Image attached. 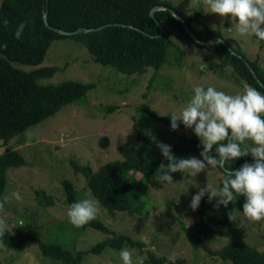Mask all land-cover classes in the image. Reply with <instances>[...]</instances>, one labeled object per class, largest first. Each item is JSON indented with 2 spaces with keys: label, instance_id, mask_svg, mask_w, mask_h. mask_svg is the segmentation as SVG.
Here are the masks:
<instances>
[{
  "label": "rangeland",
  "instance_id": "obj_1",
  "mask_svg": "<svg viewBox=\"0 0 264 264\" xmlns=\"http://www.w3.org/2000/svg\"><path fill=\"white\" fill-rule=\"evenodd\" d=\"M161 1L176 6L181 0ZM188 14L193 18L192 29L198 30L205 25L218 30L228 46L240 51L246 60L257 59L260 64L264 63V49H259L254 36L237 34L227 16L209 12L204 0H190ZM165 33L174 45L168 49L165 64L152 82L153 70L142 76L125 75L110 66L96 63L86 47L71 38L53 41L38 67L12 64L23 71L56 68L53 76L37 81L41 86L67 81L94 85L84 97L62 107L52 117L24 133L15 135L6 145L0 140V154L7 147L14 149L27 164L9 169L7 187L1 196L19 190L23 197L20 201L11 200L0 209V217L7 222V230L12 236L18 232L32 233L42 242L58 244L72 252L87 250L110 237L91 227H76L69 223L62 181L69 180L74 185L79 200L95 199L85 178L75 172L71 161L80 166L88 165L95 171L106 163L120 160L119 148L125 143L137 147L148 161L162 160L164 157L158 149L146 140H138L139 131L147 139L170 144L176 143L181 135L190 137L192 131L179 133L171 130L163 122L148 117L139 109L141 106L149 107L157 116L179 114L197 84L205 88L212 86L228 94L243 91L247 83L235 73L223 54L182 41L169 27ZM202 63L207 66L205 70L200 68ZM160 171L151 178L140 174L130 176L136 188V203H143L141 215L127 212L110 215L97 203L96 217L116 234H124L143 244L142 248L122 246L129 248L133 257H142L143 264H154L149 261L150 254L167 260L170 256L182 258L187 264H230L206 251L194 250L185 232V227H190L197 219L189 207L192 195L206 183L219 187L224 171L210 167L195 177L177 171L171 173L173 182L164 185L156 180ZM39 190L44 191L47 200H53L51 204L44 206L39 202L36 196ZM235 199L241 205L244 202L243 196L234 195ZM233 223L235 236L216 238L210 244L211 250H219L234 242L264 251V218L251 221L237 212ZM109 249L112 248L107 247L100 254L86 255L79 264H120L119 249H112L115 251L111 253ZM0 264L64 263L42 256L36 242H27L21 249H8L0 241Z\"/></svg>",
  "mask_w": 264,
  "mask_h": 264
},
{
  "label": "trees",
  "instance_id": "obj_2",
  "mask_svg": "<svg viewBox=\"0 0 264 264\" xmlns=\"http://www.w3.org/2000/svg\"><path fill=\"white\" fill-rule=\"evenodd\" d=\"M190 0H181L176 6L161 0H2L0 3V140L6 145L15 135L24 133L29 128L52 117L62 107L84 97L94 85L75 81L62 82L57 85L41 86L39 79L53 76L56 68L39 67L31 71H23L13 67V63L38 67L42 64L51 43L58 39L71 38L81 42L92 59L101 65L110 66L125 75H144L148 70L155 74L165 64L168 49L174 45L166 35L165 29L174 30L182 41L190 42L210 52L223 54L231 64L235 73L247 84L264 93L246 63L254 71L264 86V63L259 60L248 61L240 51L231 54L217 39H222L218 30L205 25L198 30L192 29V17L188 14ZM156 6H165L177 12L200 42L213 41L210 46L195 43L185 32L180 21L172 16L169 10L155 12L157 21L163 26V36L159 37V28L150 18V11ZM47 13L50 28L43 21V13ZM7 20V24L3 21ZM23 22L24 29L20 39L13 33ZM97 29L88 33L73 36H61L52 29L73 32L78 29ZM151 36V37H150ZM255 38V37H254ZM259 49H264V41H257ZM225 41V40H224ZM226 42V41H225ZM241 56V58L239 57ZM258 57V56H257ZM148 117L155 118L170 127L168 116H157L149 107L139 108ZM191 130L182 124L176 132ZM138 140H146L158 149L157 142L147 139L140 131ZM172 153L177 158L199 156L200 148L197 137L180 136L176 143L170 144ZM159 150V149H158ZM120 160L102 165L98 170L90 166H80L74 161L71 165L76 173L82 174L87 188L110 215L116 212H127L129 215L142 214L143 203L137 204L135 184L132 177L140 174L144 178L155 176L161 164L167 159L148 161L137 147L122 144L119 148ZM252 162L247 155L229 162L227 167L238 169L244 162ZM27 166L20 153L6 148L0 154V197L7 187V174L11 168ZM222 171L220 168H218ZM134 173V174H132ZM131 174V175H130ZM65 203L69 206L77 198V191L69 180L62 181ZM43 197H42V196ZM44 191H37L39 202L47 206L52 203L45 198ZM215 201L208 202L207 195L201 199L198 208L191 212L197 217L188 228L185 227L186 238L194 250H203L217 256L230 264H264V251L246 244L230 242L219 250H211L210 244L216 238H232L236 234L233 221L227 218V211L232 208L242 209L238 199L229 203L228 208H213ZM101 231L110 237L93 245L87 250L72 252L58 244L42 242L35 234L18 232L12 236L9 230L0 235L1 243L8 249H21L27 242H36L42 256L64 264H79L86 255L100 254L105 248L120 249L123 245L131 248H142L143 244L132 240L124 234H116L95 217L84 224ZM154 264H173L164 257L149 255ZM174 264H187L185 259L175 258Z\"/></svg>",
  "mask_w": 264,
  "mask_h": 264
},
{
  "label": "clouds",
  "instance_id": "obj_3",
  "mask_svg": "<svg viewBox=\"0 0 264 264\" xmlns=\"http://www.w3.org/2000/svg\"><path fill=\"white\" fill-rule=\"evenodd\" d=\"M204 3L209 12L227 16L237 34L264 41V0H204ZM3 22L7 24V20ZM23 29L21 22L13 33L15 39H20ZM206 67L204 63L200 65L202 70ZM168 117L171 130H176L181 124L191 129L199 141V158H177L170 145L157 142L161 156L168 163L160 165L156 180L164 185L173 182L171 173L177 171L195 177L210 167L223 169L220 186L206 183L199 187L192 195L189 207L195 211L207 195L208 202L215 201L214 209L220 206L227 209L234 195H239L244 197L242 211L236 208L227 211L229 221L236 220L237 212L251 221L264 218V93L248 84L236 94L197 84L179 114L173 112ZM245 155L252 158L251 163L246 161L235 170L227 167L229 162ZM22 198L19 190H13L10 195L0 197V209L11 200L20 201ZM97 203L95 199L88 198L71 203L67 209L69 223L79 227L93 220L98 213ZM6 230L7 222L0 217V235ZM118 256L120 264H143V258L133 257L127 247L119 249ZM168 259L174 264V257Z\"/></svg>",
  "mask_w": 264,
  "mask_h": 264
},
{
  "label": "water",
  "instance_id": "obj_4",
  "mask_svg": "<svg viewBox=\"0 0 264 264\" xmlns=\"http://www.w3.org/2000/svg\"><path fill=\"white\" fill-rule=\"evenodd\" d=\"M159 10H169L170 13L172 14L173 17H175L176 19H178L181 23V25L183 26L185 32L190 36V38L197 44H200V45H203V46H210L212 45L214 42L213 41H207V42H200L197 37L194 35V33L189 29V27L187 26L185 20L180 17L176 11L172 10V9H169L165 6H156L154 7L150 13H149V16L150 18L157 24L158 28H159V37L163 36V33H164V28L163 26L157 21L156 17H155V12L159 11ZM43 21H44V24L46 27L50 28V25L48 23V18H47V13L44 12L43 13ZM54 32L58 33L59 35L61 36H73V35H79L81 33H88V32H91V31H97V29H78L76 31H73V32H67V31H64V30H60V29H52ZM151 37V36H150ZM217 41H220L219 43H221L231 54H235L234 51L230 48V46H228V44L222 40V39H217ZM241 58V56H239ZM246 66L248 67V69L250 70V72L254 75V77L256 78V81L259 83V85L261 87L264 88V86L262 85V83L259 81V79L256 77L254 71L251 69V67L249 66L248 63H246ZM251 163V162H250ZM223 170V169H221Z\"/></svg>",
  "mask_w": 264,
  "mask_h": 264
}]
</instances>
